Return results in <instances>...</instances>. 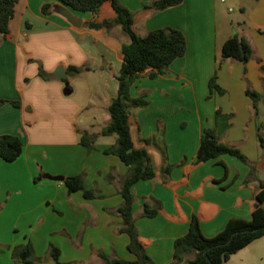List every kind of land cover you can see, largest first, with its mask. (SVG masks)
I'll return each instance as SVG.
<instances>
[{
  "label": "crops",
  "instance_id": "crops-1",
  "mask_svg": "<svg viewBox=\"0 0 264 264\" xmlns=\"http://www.w3.org/2000/svg\"><path fill=\"white\" fill-rule=\"evenodd\" d=\"M121 1L135 13L134 29L140 35L173 26L187 38L186 53L173 60L166 73L142 77L131 88L133 97L151 91L146 94L147 106L131 107L130 125L135 146L147 148L156 167L154 178L133 186L134 215L152 258L148 264H170L174 242L188 231L193 214L200 216L206 237L217 235L231 220L254 218L252 187L242 184L248 166L226 154L201 164L195 160L204 129L216 126L217 108L233 113L230 128L219 139L251 158L259 153L251 150L258 149L260 140L255 121L246 125L252 100L243 76L256 90L264 85V0H236L241 10L237 20L229 17L232 6H223L228 0H183L163 10L145 8L154 0ZM45 2L53 4L49 14L42 11ZM62 7L80 17L81 25L69 22ZM115 17L110 1L94 14L58 0H19L9 33L0 34V99L21 101V106L0 105V134H17L24 142L15 161L0 157V264H28L22 260L25 254L22 259L13 255L16 246L27 243L42 258L35 264H56L49 255L51 243L61 249V260L71 264H105L101 252L136 258L116 211L123 202L121 180L129 167L119 156L104 152L116 136L98 134L92 150L81 144L85 131L100 133L110 120L108 107L118 91L122 45L129 42L118 24L97 29L87 23ZM235 31L250 42L253 56L246 65L232 57L220 64L223 44ZM38 61L53 78L39 76ZM60 65L66 71L70 65L91 69L68 74L64 80L53 75ZM215 73L224 94L210 90ZM167 164L173 165L169 175L164 172ZM236 171L240 189L216 183ZM80 173L95 197L69 191L65 177ZM158 201L163 211L144 216V204ZM224 264H264V236Z\"/></svg>",
  "mask_w": 264,
  "mask_h": 264
},
{
  "label": "trees",
  "instance_id": "trees-1",
  "mask_svg": "<svg viewBox=\"0 0 264 264\" xmlns=\"http://www.w3.org/2000/svg\"><path fill=\"white\" fill-rule=\"evenodd\" d=\"M70 8L98 13L106 1H110L116 11L113 19L103 21H89L87 26L91 28L110 29L118 24L129 35L130 41L123 43V61L119 73L116 75L119 86L117 95L112 98L108 111L109 122L102 128L100 133H90L85 131L81 137V144L89 150L95 148V141L98 134L114 135L116 142L104 150L107 154H115L129 167L127 174L121 180L120 192L123 202L116 211L122 217V227L120 230L129 235L130 241L128 249L136 256L133 260H127L117 255L111 256L101 252L105 264H148L152 258L147 250V243L142 238L136 224L134 215V203L136 200L133 186L140 180L152 179L156 176V167L152 155L147 148L136 147L131 134L130 109L131 107H145L149 104L146 92L136 97L131 95V88L142 76L155 77L158 74L166 73L170 64L177 57L183 56L187 51V38L184 32L173 26H163L150 30L146 35H140L134 29L135 13L121 0H58ZM19 0H0V34L5 36L10 31V21L15 16V7ZM183 0H154L152 3H145V8L163 10L175 6ZM52 2H45L42 6L44 14L51 13ZM253 56V48L250 42L238 33L230 36L222 47V60L235 58L245 65ZM39 62V76L44 79H51L53 76L44 69L43 63ZM88 66L70 65L67 72L71 76L80 75ZM247 72L246 66L244 73ZM64 80H67L65 78ZM211 92L216 90L220 94L226 93L217 82L215 73L210 81ZM246 93L252 98L253 107L258 112V101L261 94L247 86ZM12 102L16 106H21L20 100L0 99V105ZM233 113H224L221 108H217L215 113L216 126L204 129L201 136L200 145L197 152L195 164H201L207 160L217 158L223 154H231L250 163V175L246 184L252 187L253 196L251 199L254 218L251 221L234 219L227 227L213 237H206L201 229L200 216L195 213L190 220L188 231L176 238L174 242L173 260L170 264H179L184 260L192 264H224L231 255L244 248L252 241L264 236V180L257 174V167L250 161L248 156L238 146L221 141L219 134L226 132L230 126V119ZM261 142L263 137L259 134ZM24 150V142L17 134H0V157L5 161H15ZM166 158V152L163 151ZM173 165L167 164L164 172L169 175ZM111 177L113 174L110 175ZM65 183L70 192L82 190L86 198L96 196L94 190L87 189L84 184V174H74L65 177ZM163 211L160 201L152 205L146 202L143 206V215L154 217ZM26 256L22 259V255ZM13 255L17 259H22L28 264H35L42 259L34 255L31 243L18 245L15 247ZM49 255L56 261V264H71L60 258L61 249L55 245H50Z\"/></svg>",
  "mask_w": 264,
  "mask_h": 264
},
{
  "label": "rangeland",
  "instance_id": "rangeland-1",
  "mask_svg": "<svg viewBox=\"0 0 264 264\" xmlns=\"http://www.w3.org/2000/svg\"><path fill=\"white\" fill-rule=\"evenodd\" d=\"M225 5L232 6V8L234 9L233 11L228 12L230 18H232L233 20H237L238 17L240 18L241 10H240V7L237 5L236 0H228V2L226 4L223 3V6H225ZM123 35H125V37H127V39L130 41V37L126 32H124ZM142 77H149V76L145 75ZM142 77H140V78H142ZM243 79L247 83V86H250L252 89L256 88L254 85H252V81L250 79H248L246 76H243ZM259 87L260 88H258V90L255 89L256 91H258L261 94V99L258 101V112H256L255 108L253 107V101H252L251 107L249 108L250 115H249V117H246V125H248L252 121H255V123L257 125L258 137L260 134L264 139V85H263V87L262 86H259ZM150 93H151V91L147 90V94H150ZM251 100H252V98H251ZM248 134H249V130H246L244 133V137L247 138ZM259 140H260V142H259L260 144H259L258 149L251 148V150L253 152H255V153L259 152V153L257 155H255L256 156L255 158H251L248 155L247 156L250 159V161L256 165L257 174L258 175L259 174L264 175V141L261 142L260 137H259ZM226 155H230L233 158L239 159V161L241 163H243L244 165L249 167V173L243 179V182H242L243 186H247L246 180L249 177L250 170H251L250 163L242 160L241 158L233 156L231 154H226ZM227 167H226V170H227ZM230 167H232V164ZM235 174H237V175H233L232 178H230V179L228 177L224 178V176H225V174H224L217 179L218 182H216V183L222 185V188H224V189H227V188H233L235 190L240 189L241 186H240V183L238 181V179H239L238 172L236 171Z\"/></svg>",
  "mask_w": 264,
  "mask_h": 264
},
{
  "label": "water",
  "instance_id": "water-1",
  "mask_svg": "<svg viewBox=\"0 0 264 264\" xmlns=\"http://www.w3.org/2000/svg\"><path fill=\"white\" fill-rule=\"evenodd\" d=\"M61 13L68 19L69 22H71L75 26H80L82 23V19L80 17H77L74 15L71 9L68 7H62ZM236 33V31H235ZM53 75H56L60 78H66L68 76V73L63 65H60L55 71H53ZM62 179L63 177H58Z\"/></svg>",
  "mask_w": 264,
  "mask_h": 264
},
{
  "label": "built area",
  "instance_id": "built-area-1",
  "mask_svg": "<svg viewBox=\"0 0 264 264\" xmlns=\"http://www.w3.org/2000/svg\"><path fill=\"white\" fill-rule=\"evenodd\" d=\"M223 1H225V0H223ZM233 10V8H229V11H232Z\"/></svg>",
  "mask_w": 264,
  "mask_h": 264
}]
</instances>
